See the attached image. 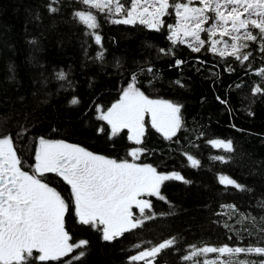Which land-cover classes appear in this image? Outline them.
Here are the masks:
<instances>
[{"label":"trees","instance_id":"trees-1","mask_svg":"<svg viewBox=\"0 0 264 264\" xmlns=\"http://www.w3.org/2000/svg\"><path fill=\"white\" fill-rule=\"evenodd\" d=\"M49 2L0 0V136L11 134L17 151L28 156L39 137L75 141L118 160L129 159L137 145L144 149L139 161L160 172H178L189 182L165 181L160 187L164 199L149 197L152 207L145 210L155 213L154 218L111 242L102 240L101 232L90 225L78 223L70 207L65 228L72 242H89L83 249L86 254L75 261L80 251L76 250L47 264H133L132 255L172 237L178 243L163 250L156 263L191 264L181 258L193 244L256 245L264 227V94H252L257 84L264 87V77L258 74L264 69V53L258 45L250 43L242 50L252 56L241 64L232 56L214 53L207 42L200 52L184 39L173 45L167 25L175 23L174 16L166 17L165 26L157 31L138 22L112 23L106 13H98L100 27L95 31L101 43L97 44L73 16L82 7L78 0H61L54 5L59 7L56 13L48 11ZM160 49H170L171 54ZM100 51L103 60L96 59ZM177 59L184 63L176 66ZM61 70L67 74L65 81L57 79ZM133 73L137 86L149 97L182 105L183 127L172 139L147 124L138 145L128 139L126 129L112 136L110 126L98 119L97 106L106 110L115 102L120 85L131 82ZM73 97L78 104H70ZM101 127L103 132L98 131ZM214 139L231 140L233 150L211 145ZM187 155L198 159L200 166L192 167ZM217 156H224L226 162ZM221 176L235 179L247 190L221 184ZM137 244L139 249L134 247Z\"/></svg>","mask_w":264,"mask_h":264},{"label":"snow or ice","instance_id":"snow-or-ice-1","mask_svg":"<svg viewBox=\"0 0 264 264\" xmlns=\"http://www.w3.org/2000/svg\"><path fill=\"white\" fill-rule=\"evenodd\" d=\"M84 7L73 12V16L89 29L97 44L101 36L98 13H106L109 21L117 24L134 25L137 22L159 31L165 26V18L175 17V23L167 25L168 39L176 44L190 37L189 47L200 52L205 43L211 45L214 53L219 51L223 58L234 57L241 64L249 61L251 51L244 52L250 43H256L258 50L264 53V0H78ZM61 0H50L47 9L50 13L59 11ZM199 5V6H196ZM119 17V18H115ZM201 33L208 37L201 38ZM219 36V38H214ZM228 37V39H224ZM35 43V41H33ZM223 43L224 50L216 45ZM198 44L199 46H193ZM231 52H227L228 48ZM161 53L171 54V50L160 49ZM104 52L97 53L96 59L103 60ZM183 61L177 59L176 66ZM231 70V69H229ZM145 69H141V72ZM152 72V68L146 69ZM264 77V69L259 70ZM57 79L67 80V74L61 70ZM151 83V81L149 82ZM181 85L177 80L175 82ZM239 87V85H237ZM253 96L264 94V87L257 84L252 88ZM219 100L220 98L217 97ZM227 104L226 100H220ZM79 103L77 97L70 104ZM182 105L168 100L152 99L137 86V74L133 73L131 82L122 90L120 99L106 110L97 106L98 119L110 126L112 136L122 129L129 130V140L141 144L145 131V115H150L151 126L162 132L166 139H172L183 127ZM99 132H103L101 127ZM203 135V134H201ZM215 147L232 151V141L210 140ZM144 153L142 147H134L128 153L133 161ZM35 164L31 173L23 170V163L11 134L0 136V264H47L58 261L76 250L73 260L79 261L86 252L83 250L88 241L81 239L72 242V236L65 228V214L74 206L78 223L90 225L101 232L102 240L111 242L142 226L145 220L153 219L155 213L146 214L151 209V201L144 196H160V187L165 181L185 180L178 172L164 173L151 164L130 162L129 159H115L94 154L78 145L63 140L38 138L35 149ZM215 159L226 162L224 156ZM192 167H199L200 161L187 155ZM46 173H56L71 188V204L66 202L56 188L45 182ZM220 183L231 185L245 191V187L235 179L221 176ZM229 207H235L231 205ZM138 209V214L134 212ZM243 219L255 222L256 218L244 216ZM264 220V217L261 218ZM225 227H230L225 224ZM248 235H252L245 229ZM261 239L256 245L247 247L188 246V254L182 256L191 264H264V227L259 230ZM239 236L240 233H237ZM232 237H229L231 240ZM243 239V237H241ZM178 243L177 237L165 239L151 247L138 251L129 259L133 264L144 261L153 264L157 256ZM139 249L141 245H134ZM208 254H216L208 259ZM243 254V258H241ZM255 255L258 259H249ZM204 257V259H197ZM71 264V261L68 262Z\"/></svg>","mask_w":264,"mask_h":264},{"label":"flooded vegetation","instance_id":"flooded-vegetation-1","mask_svg":"<svg viewBox=\"0 0 264 264\" xmlns=\"http://www.w3.org/2000/svg\"><path fill=\"white\" fill-rule=\"evenodd\" d=\"M45 139L63 140L65 142L69 143V144H74V145H78L80 147H83L78 142L71 141V140H65V139H60V138H45ZM37 144H38V140L35 142L34 150L31 153V155H29V156L26 155L25 153H20V152L17 151V154L21 158L22 163H23V170L29 171L30 173L32 171V166L35 164L34 157H35V149L37 147ZM84 149H86V148H84ZM86 150L90 151L88 149H86ZM91 152H93V151H91ZM44 179H45V182L49 183V185L51 187L56 188V190L61 193V195L65 198L66 202H69L71 204V201H72L71 188L66 183V181L63 180L62 177H60L56 173H46L45 176H44ZM71 208L74 209V206H71Z\"/></svg>","mask_w":264,"mask_h":264},{"label":"rangeland","instance_id":"rangeland-1","mask_svg":"<svg viewBox=\"0 0 264 264\" xmlns=\"http://www.w3.org/2000/svg\"><path fill=\"white\" fill-rule=\"evenodd\" d=\"M196 6H199V5H196ZM83 7H84V6L82 5L81 8H83ZM115 18H119V17H115ZM203 36H204V34L201 33V38H202V39H203ZM181 37H182L184 40L188 41L189 43L192 42V39H191L190 37L184 38V37L182 36V33H181ZM214 38H219V36L217 35V37H214ZM224 39H227V38H224ZM193 45H194V46H198V44H193ZM216 48H217L218 50H224L225 45H224L223 43H221V44L216 45ZM230 51H232V49L229 47V48L227 49V52H230ZM129 83H130V82H129ZM129 83L124 84V85H120V87H119V94H120V95H119V98H118L117 100L120 99V96H121V94H122V90H123L124 88H126L127 85H128ZM150 98H152V97H150ZM152 99H161V100H168V101H171V100L166 99V98H152ZM117 100H116V101H117ZM116 101H115V102H116ZM115 102H113V103H115ZM171 102H173V101H171ZM113 103H112V104H113ZM173 103H174V102H173ZM112 104H111V105H112ZM111 105H110L109 107H111ZM145 121H146L145 127L147 126V124H150V125H151V118H150V115H148V114L145 115ZM126 131H127L128 135H129V134H130V133H129V130L126 129ZM135 143H136V142H135ZM134 147H138V146H137V145H134L133 148H134ZM131 149H132V148H131ZM95 154H98V153H95ZM100 155H102V154H100ZM110 158H111V157H110ZM129 161H130V162H135V163H145V162H141V161H139L138 159L135 160V161H133L131 157H129ZM142 198H144V199H149V200H150V198H149L148 196H144V197H142ZM133 210H134V212H136V213L138 214V212H139L138 209L134 208ZM215 256H216V254H212L208 259H215ZM153 264H158V263H156V262L154 261Z\"/></svg>","mask_w":264,"mask_h":264}]
</instances>
